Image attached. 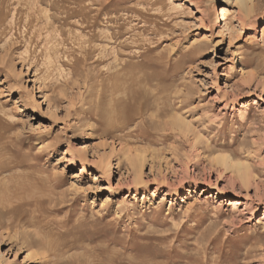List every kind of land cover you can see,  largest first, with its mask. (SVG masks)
<instances>
[{
	"label": "rangeland",
	"instance_id": "374dc122",
	"mask_svg": "<svg viewBox=\"0 0 264 264\" xmlns=\"http://www.w3.org/2000/svg\"><path fill=\"white\" fill-rule=\"evenodd\" d=\"M108 2L0 0V264H264V0Z\"/></svg>",
	"mask_w": 264,
	"mask_h": 264
},
{
	"label": "bare ground",
	"instance_id": "6f19581e",
	"mask_svg": "<svg viewBox=\"0 0 264 264\" xmlns=\"http://www.w3.org/2000/svg\"><path fill=\"white\" fill-rule=\"evenodd\" d=\"M110 1V0H109ZM240 4H241V6L242 7H245L246 8V12L247 13H249L250 11H251V6L249 5V4H253V2L255 1V0H237ZM103 2V1H102ZM101 4V3H100ZM107 4H109V2H108V0H107V3L106 4H104V6H106ZM110 4H111V2H110ZM108 7V6H107ZM106 7V8H107ZM101 10V9H100ZM99 10V11H100ZM102 11H104L103 9H102ZM101 12V11H100ZM100 12H99V15H100ZM102 13V12H101ZM221 13H222V15L223 16H225V11L223 10V8H221ZM97 18V17H96ZM95 19V18H94ZM112 20V19H111ZM260 22H264V14L263 15H261V17H260ZM95 23V22H94ZM119 29V28H118ZM116 32V31H115ZM121 31H119V33H120ZM118 34V33H117ZM116 36V35H115ZM0 121H1V119H0ZM8 121V120H7ZM9 122V121H8ZM7 124H9V123H7ZM13 124V123H12ZM14 125V124H13ZM4 126V125H3ZM9 126H12L11 124L9 125ZM4 132V131H3ZM1 133V132H0ZM18 139V138H17ZM219 159L221 160V162H224V163H227V161H230V160H232L231 159V157L230 156H227V155H221L220 157H219ZM139 165V167L137 166V168H135L136 169V172H135V174H136V178H135V181H140V179H141V177H142V174H141V165L142 164H139V163H134V167H135V165ZM236 166H237V169H238V174H239V179H242V182L243 183H245V179H246V175L248 174V172H247V170L245 169V165L243 164V163H237L236 164ZM8 167H6L5 165H1L0 164V173H1V171H3V170H5V169H7ZM248 177V176H247ZM241 181V180H240ZM25 203V202H24ZM19 207L20 206H17V208H15L16 210H18L19 209ZM69 221V220H68ZM68 223V222H67ZM66 223V224H67ZM84 223V222H83ZM65 224V223H64ZM74 224V223H73ZM78 224H82L81 222L80 223H78ZM57 225H59V224H57ZM64 226H67V225H64ZM72 226V225H71ZM74 226V225H73ZM60 227H62V226H60ZM77 227V226H76ZM64 229V228H63ZM65 230V229H64ZM67 230V229H66ZM63 231V230H62ZM59 232V231H58ZM67 232V231H66ZM63 234V233H62ZM67 235H68V233H66ZM64 235V234H63ZM32 243L34 242V244H36V245H41L42 246V248H43V250H45L44 251V254H45V256L46 257H52L51 259H50V262L51 263H53V264H66L65 262H63L61 259H59L60 258V256L62 255V250H63V248L66 246V244L65 243H56V244H51V243H49V245H48V243L47 242H42V240L39 238V239H35V240H33V241H31ZM33 244V245H34ZM122 246L124 247V249L125 250H134V246L132 245V243H128L127 242V244L126 245H124V244H122ZM132 258H135L133 255H132Z\"/></svg>",
	"mask_w": 264,
	"mask_h": 264
}]
</instances>
